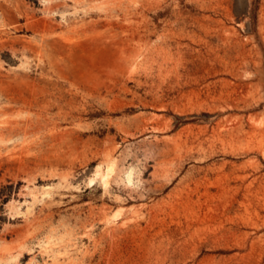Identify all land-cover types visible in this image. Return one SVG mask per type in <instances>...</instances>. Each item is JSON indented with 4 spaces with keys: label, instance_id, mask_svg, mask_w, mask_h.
I'll return each mask as SVG.
<instances>
[{
    "label": "rangeland",
    "instance_id": "rangeland-1",
    "mask_svg": "<svg viewBox=\"0 0 264 264\" xmlns=\"http://www.w3.org/2000/svg\"><path fill=\"white\" fill-rule=\"evenodd\" d=\"M0 264H264V0H0Z\"/></svg>",
    "mask_w": 264,
    "mask_h": 264
},
{
    "label": "bare ground",
    "instance_id": "bare-ground-1",
    "mask_svg": "<svg viewBox=\"0 0 264 264\" xmlns=\"http://www.w3.org/2000/svg\"><path fill=\"white\" fill-rule=\"evenodd\" d=\"M114 163H115V160L111 159V161L108 162V164L106 166V169L104 171H102V172H99L100 173V179L103 182L104 186L107 185L108 177H109V175H111L112 171L114 170ZM128 177H129V180H130V175H128ZM90 182L93 185L95 180L91 179Z\"/></svg>",
    "mask_w": 264,
    "mask_h": 264
}]
</instances>
